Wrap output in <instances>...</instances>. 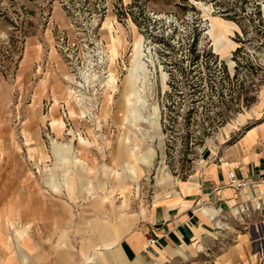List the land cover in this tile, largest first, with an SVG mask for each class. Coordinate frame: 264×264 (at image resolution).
<instances>
[{
  "label": "rangeland",
  "instance_id": "rangeland-1",
  "mask_svg": "<svg viewBox=\"0 0 264 264\" xmlns=\"http://www.w3.org/2000/svg\"><path fill=\"white\" fill-rule=\"evenodd\" d=\"M262 150L264 0H0V264H264Z\"/></svg>",
  "mask_w": 264,
  "mask_h": 264
},
{
  "label": "crops",
  "instance_id": "crops-1",
  "mask_svg": "<svg viewBox=\"0 0 264 264\" xmlns=\"http://www.w3.org/2000/svg\"><path fill=\"white\" fill-rule=\"evenodd\" d=\"M259 126L260 125H255V126H252L246 130L245 134L242 136L243 137L242 139L246 140L245 143L251 144V143L256 141L257 137L261 134V129ZM253 160H254V163L252 164L251 169H250V167H249L250 170L247 168V170H249V171L246 172L242 169H237L236 174L237 175H245L249 179H255L259 174L264 172V150L261 151L259 156L254 157ZM221 177L223 178L222 182L226 183V181H227L226 172H223ZM210 179H212L214 181H221L218 173H216V174L211 173ZM260 185H264V183L249 184L244 189H242L239 193H242V192L246 191V189H249L251 187L257 188ZM227 187H229V186H227ZM232 191H234V189H232L231 187L224 188L222 190V192H223L222 194L226 195V196H230ZM201 193H202V195L205 194L204 187L201 189ZM206 193H208V192H206ZM198 196H197V198H198ZM185 220H186V218L183 217V219H181V223H178L177 221L174 223L165 221L164 223H161V225L159 227H156L154 229V232L159 237V243L165 244V245H170V244H173L175 242L183 241L185 235H187L186 233H189L192 230V227L190 226L189 222L185 221ZM138 234H139V232H136V236H134V239H137ZM164 251H166V250H163V251L161 250L160 255Z\"/></svg>",
  "mask_w": 264,
  "mask_h": 264
},
{
  "label": "built area",
  "instance_id": "built-area-1",
  "mask_svg": "<svg viewBox=\"0 0 264 264\" xmlns=\"http://www.w3.org/2000/svg\"><path fill=\"white\" fill-rule=\"evenodd\" d=\"M226 185L234 189L235 191H241L249 184L264 183V172L259 174L255 179H249L245 175H237L234 170H228L226 172ZM148 245L155 243V239L148 238Z\"/></svg>",
  "mask_w": 264,
  "mask_h": 264
},
{
  "label": "bare ground",
  "instance_id": "bare-ground-1",
  "mask_svg": "<svg viewBox=\"0 0 264 264\" xmlns=\"http://www.w3.org/2000/svg\"><path fill=\"white\" fill-rule=\"evenodd\" d=\"M253 132H254V131H253ZM151 155H152V152L143 153V154H140V155L138 156V158H139L140 160H142L143 162H145V163H149V162H150Z\"/></svg>",
  "mask_w": 264,
  "mask_h": 264
},
{
  "label": "trees",
  "instance_id": "trees-1",
  "mask_svg": "<svg viewBox=\"0 0 264 264\" xmlns=\"http://www.w3.org/2000/svg\"><path fill=\"white\" fill-rule=\"evenodd\" d=\"M258 12V11H257ZM197 37H196V34H193L192 35V41H191V45H192V52L194 53L195 52V50H196V44H197ZM197 57L198 56V53H197V55H194V57Z\"/></svg>",
  "mask_w": 264,
  "mask_h": 264
}]
</instances>
